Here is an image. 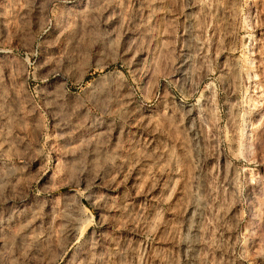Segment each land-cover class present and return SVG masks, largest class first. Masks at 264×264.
<instances>
[{
    "label": "rangeland",
    "instance_id": "rangeland-1",
    "mask_svg": "<svg viewBox=\"0 0 264 264\" xmlns=\"http://www.w3.org/2000/svg\"><path fill=\"white\" fill-rule=\"evenodd\" d=\"M0 264H264V0H0Z\"/></svg>",
    "mask_w": 264,
    "mask_h": 264
}]
</instances>
